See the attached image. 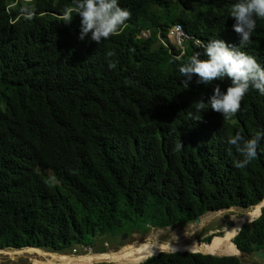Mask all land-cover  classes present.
<instances>
[{"label": "trees", "instance_id": "1", "mask_svg": "<svg viewBox=\"0 0 264 264\" xmlns=\"http://www.w3.org/2000/svg\"><path fill=\"white\" fill-rule=\"evenodd\" d=\"M235 2L118 0L132 13L125 33L94 46L90 34L78 38V15L60 19L72 0H0V251L61 255L107 234L118 202L128 219L168 228L264 200V139L244 168L228 144L237 132L250 139L264 131V95L251 93L233 123L236 114L197 111L196 102L207 104L230 81L197 84L193 76L185 88L179 67L198 47L187 43L177 60L157 40L179 24L238 47ZM248 49L264 67V32ZM234 243L243 256L264 253V208ZM145 264L244 263L176 254Z\"/></svg>", "mask_w": 264, "mask_h": 264}, {"label": "clouds", "instance_id": "2", "mask_svg": "<svg viewBox=\"0 0 264 264\" xmlns=\"http://www.w3.org/2000/svg\"><path fill=\"white\" fill-rule=\"evenodd\" d=\"M74 15L80 17V35L78 38L83 41L90 34V39L96 42L94 46H97L107 40L122 36L128 27L126 21L131 18L132 13L130 10L120 7L118 0H72L71 5L64 8L60 19L68 24L71 23ZM230 17L235 21L233 31L236 33L238 47L230 46L219 39L208 41L190 35L184 41L182 48H177L173 44L171 32L178 26L187 34L179 24L168 31L166 38L159 34L157 40L158 44L177 60L185 56L187 43L192 42L198 47V51H194L187 62L179 67V72L184 77L183 85L185 88H188L193 76L197 78V84L209 85L213 81H223L225 78L230 81V85L223 91L217 84L208 103L198 101L196 102V109L203 112L205 109L211 108L212 111L220 113L224 119H230L236 114V118L231 120L233 123L243 112L245 100L251 93H256L261 97L264 95V67L257 62L255 57L248 55L254 54L250 52L248 47L257 33L264 32V25L258 28L260 23L264 24L262 21L264 19V0H236L230 7ZM257 28L259 30L255 31ZM169 34L171 47L166 48L160 43V39L167 41ZM141 37L147 41L150 39V31H143ZM109 55L111 56L113 53L110 52ZM203 56L206 58L201 59ZM111 67H115V64ZM262 139H264V131H258L250 139H245L239 132L229 138L228 144L234 147L242 157L237 162L236 167L244 168L257 158L259 142ZM176 147L182 149L184 146L178 141ZM222 234H214L212 239L215 236H222ZM260 253L264 255L263 252ZM186 255L191 254L186 253ZM242 258L243 255L239 260L244 263Z\"/></svg>", "mask_w": 264, "mask_h": 264}, {"label": "bare ground", "instance_id": "3", "mask_svg": "<svg viewBox=\"0 0 264 264\" xmlns=\"http://www.w3.org/2000/svg\"><path fill=\"white\" fill-rule=\"evenodd\" d=\"M158 3V2H157ZM190 35L185 34V37ZM223 211L212 212L209 215L215 216L216 219L224 213ZM260 216V207H253L241 218L233 221V226L223 238L214 237L212 243L205 247L199 248L197 236L205 231V228L211 223L210 220L204 216L198 224L189 226L184 230H174L169 233L171 242L158 243L154 236H150L144 244L139 245L135 243L133 246L125 245L118 249L116 253L106 254H87L78 257L56 255V253H45L43 250L23 249L15 251H0L1 254L9 257L25 255H36L37 259L42 261L32 260L33 264H145L149 259L156 258L158 255H172V254H191L213 257H230L240 255L238 249L234 244V239L243 224L248 221H253ZM213 221V220H211ZM213 223V222H212ZM211 223V224H212ZM169 231V230H166ZM160 232V231H159ZM165 232V231H164ZM161 236V235H160ZM158 237V236H157ZM138 239H133L132 242ZM159 240V239H158ZM131 245V244H130ZM204 246V245H202ZM164 249V250H162ZM3 255V256H4ZM34 257V256H33ZM17 258V257H16Z\"/></svg>", "mask_w": 264, "mask_h": 264}, {"label": "rangeland", "instance_id": "4", "mask_svg": "<svg viewBox=\"0 0 264 264\" xmlns=\"http://www.w3.org/2000/svg\"><path fill=\"white\" fill-rule=\"evenodd\" d=\"M160 43L163 44L166 48L171 47L170 34L168 36L167 41L160 39ZM116 208H117L116 223L115 224L113 223V225L111 224L112 226L108 228L107 234H105L102 237L86 238V240L80 243V245H76L77 248L73 246V249L64 251L61 255H65V256L78 255V257H80L90 253L92 254L116 253L118 252L119 248L121 247L125 248L124 247L125 245H129L130 247L133 246L135 243L142 245L148 239L152 240L150 236L152 237L154 236L155 241H157L158 243L171 242L169 235L171 231L184 230L189 226L195 225L194 222L193 224L186 226H172L168 228H160L159 223H157V221L155 220H149V219L131 220L130 218L128 219L127 218L128 215L124 212L123 205L120 202L117 203ZM247 212L248 210L245 209L232 208L229 210H225L224 211L225 214L220 215L216 219L214 218L216 215L215 216L209 215V213L212 212L203 215V217L206 216L207 219L210 220L211 223L212 222L213 223L212 224L207 223L209 225L205 228V231L200 235H196L197 238L195 239L199 240V244L197 246L199 248L207 246L208 244L206 245V242L209 239V237L214 235L213 233L216 232L222 233L225 228H229L233 225L234 220L243 217ZM203 217L199 218L198 221H200ZM218 230H220L221 232ZM133 239H138V240L132 242ZM7 251H12V250H7ZM47 254L50 253L48 252ZM3 255L4 254L0 253V264H33L32 260L42 261L41 259H37V257H35L36 255L30 256L23 254L21 256H13L12 258L7 255L4 256ZM242 261L247 264H264V257L262 258L259 257L258 252H256L251 256H243Z\"/></svg>", "mask_w": 264, "mask_h": 264}, {"label": "built area", "instance_id": "5", "mask_svg": "<svg viewBox=\"0 0 264 264\" xmlns=\"http://www.w3.org/2000/svg\"><path fill=\"white\" fill-rule=\"evenodd\" d=\"M171 37L173 40V44L178 48H182V45L188 37H185V33L181 27H175V29L171 32Z\"/></svg>", "mask_w": 264, "mask_h": 264}, {"label": "water", "instance_id": "6", "mask_svg": "<svg viewBox=\"0 0 264 264\" xmlns=\"http://www.w3.org/2000/svg\"><path fill=\"white\" fill-rule=\"evenodd\" d=\"M257 207H260V216L257 218V219H259L260 217H261V211H262V209L264 208V201L259 205V206H257ZM257 219H255V220H253V221H248L247 223H245V224H243V226L241 227V229L239 230V232L242 230V228L246 225V224H251V223H253V222H255ZM199 223V221L197 220L196 222H195V224H198ZM239 232L237 233V235L239 234ZM236 235V236H237ZM236 236H235V238H236ZM212 243V242H211ZM210 243V244H211ZM209 245V244H208ZM235 246H236V248L238 249V247H237V245L235 244ZM25 249H34V248H25ZM23 250V249H22ZM36 250H39V249H36ZM238 251H239V249H238ZM240 252V251H239ZM241 253V252H240ZM159 256V255H158ZM157 256V257H158ZM210 256V255H209ZM209 256H207V257H209ZM258 256L259 257H264V255L262 254V253H260V252H258ZM230 257H233V258H237V259H240L241 258V255H237V256H230ZM219 258H223V257H219ZM150 260V259H149ZM148 261V260H147ZM146 261V262H147Z\"/></svg>", "mask_w": 264, "mask_h": 264}, {"label": "flooded vegetation", "instance_id": "7", "mask_svg": "<svg viewBox=\"0 0 264 264\" xmlns=\"http://www.w3.org/2000/svg\"><path fill=\"white\" fill-rule=\"evenodd\" d=\"M233 226V225H232ZM218 231H220V230H218ZM221 232V231H220ZM223 234H222V236H220L219 238H223V237H225L226 235L225 234H227L228 233V231H226L225 229H224V231L222 232ZM71 255V254H70Z\"/></svg>", "mask_w": 264, "mask_h": 264}]
</instances>
